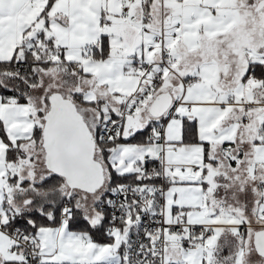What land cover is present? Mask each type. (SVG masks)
Wrapping results in <instances>:
<instances>
[{"label":"crops","instance_id":"crops-1","mask_svg":"<svg viewBox=\"0 0 264 264\" xmlns=\"http://www.w3.org/2000/svg\"><path fill=\"white\" fill-rule=\"evenodd\" d=\"M46 5L47 0H0V61L23 58L26 51L20 46L40 44L38 36L43 33L53 48L44 41L48 51L42 55L81 64L82 70L75 71L78 80L71 85L64 83L63 64L53 63L48 68L57 70L61 89L79 93L91 124L119 115L122 106L133 100L145 81L136 59H157V53L148 48L152 39L144 27L154 33L164 24L167 42L180 57L173 70L166 71L159 88L174 98L163 117L165 136L180 144L177 151L165 156L170 162L201 166V172L169 186L167 218L175 208L185 207L189 222L212 225V239L219 236L217 253H222V246L223 253L232 252L223 257L222 264H264L254 246L255 231L264 228L259 214V208L264 207V122L259 105L264 99V83L254 73L248 75L251 64H264V0H152L148 13L142 3L129 0H53L44 12ZM104 35L109 53L99 59L94 47ZM192 75H198L199 81L185 90L182 79ZM42 98L38 106L6 101L0 94V124L13 144L32 136ZM148 107L141 105L137 112H143L149 121L134 128L137 123L128 116L121 127L122 136H130L152 121ZM184 117L195 119L198 141L183 140ZM27 146L30 152L34 150L30 142ZM7 148L0 134V210L5 222L24 208L12 199L16 185L10 184V172L27 168L9 164ZM144 152L161 156L158 143H122L109 161L119 174H132ZM99 197L98 193L95 203ZM242 232L244 238H240ZM35 235L46 264H125L116 257L89 258L85 247L97 242L69 220L41 226ZM12 242L10 231L0 228V264L22 263V252L12 251ZM210 249L208 241L185 252L207 255ZM182 253L169 259L179 261Z\"/></svg>","mask_w":264,"mask_h":264},{"label":"built area","instance_id":"built-area-1","mask_svg":"<svg viewBox=\"0 0 264 264\" xmlns=\"http://www.w3.org/2000/svg\"><path fill=\"white\" fill-rule=\"evenodd\" d=\"M142 3L145 13L152 0H129ZM163 1V0H161ZM145 34H151L152 43L148 48L157 53V59L147 61L137 58L136 62L142 71L143 84L135 92L131 101L125 103L119 112V118H108L103 124L102 140L113 139L118 134L123 120L135 114L141 105L149 104L158 93L165 78L166 71L180 62L175 49L167 42V32L164 24L152 33L149 27H144ZM28 51L36 53L34 45H27ZM74 71H81L80 63L73 64ZM199 81L198 75L187 76L182 79L186 90ZM232 101V100H231ZM264 122V99L259 103ZM149 143H158L161 156L144 152L137 164L135 174L138 182L119 183L109 188L107 194L98 203V209L107 213L109 226L107 233L112 235L116 227L127 229L124 240L125 264H187L169 257H179L181 251H191L203 242L210 241L215 232L212 225L191 223L185 207H177L167 218L166 192L174 183L182 182L186 176L201 172L199 164L170 162L166 153L177 151L180 144L170 142L165 136V122H157L149 130ZM229 151L228 148H226ZM264 188V183H263ZM72 196H67L62 219L70 220L74 216ZM259 214L264 218V207L259 208ZM0 228L5 227V213L0 210ZM12 237V251L22 252L25 264H46L40 256L41 243L35 234L25 232L22 228L10 231ZM242 232L240 238H244ZM176 247L173 252L171 249ZM61 264H73L65 261Z\"/></svg>","mask_w":264,"mask_h":264},{"label":"trees","instance_id":"trees-1","mask_svg":"<svg viewBox=\"0 0 264 264\" xmlns=\"http://www.w3.org/2000/svg\"><path fill=\"white\" fill-rule=\"evenodd\" d=\"M52 2L53 0H47V5L44 12H46ZM38 38L41 43L33 44L35 47L37 46L36 53L29 52L27 46L25 47L24 44L20 46V49L26 51V55H24L23 58L18 56V58H13L8 61H0V94L2 95L4 100L32 102V96L34 94V91L41 84V76L39 73V69L48 68V66L52 65L53 63L59 65L63 64L64 74L62 77L65 84L71 85L77 82L78 74L75 73L73 69V64L67 63L66 61H61L60 59L54 58L51 55H42L45 51H48L47 49H45L44 41L47 43V45H49V40L52 43L51 39L48 40V38L43 33H41ZM32 41L36 40L33 39ZM48 47L49 49L53 48L50 45ZM94 50L96 58L101 59L108 55L109 42L106 35L102 37L101 42L94 47ZM170 70H173V68ZM251 72L254 73L258 80L264 83V64H251L249 67L248 75ZM57 90L62 92L64 96L71 98L77 104L79 111L84 115L85 120L88 122L91 130L95 135V158L102 163L105 174L104 183L94 191V193L100 194V197L95 203L96 207L98 208L99 201L102 197L107 194L109 188L119 183L138 182V178L135 173L119 174L113 168L112 164L109 161V157L114 151V149L122 143H149L148 137L150 128L153 126V124L157 122H164V115L160 118H155L151 116L152 121L150 123H148L143 128L135 131L133 134L127 137L122 136L121 125L118 134L115 135L113 139L102 140L101 134L103 131V124L110 117L105 120L103 118H100L96 124H91L88 121L87 116L84 114V111L82 110L83 100L79 96V93L72 92L68 94L65 89ZM50 93H48L45 98L48 103V96ZM47 112L44 115V120L40 121L38 119L31 137H29L28 139H20L14 144L7 138V135L5 134V131L2 125L0 124V134L5 143L8 145L7 162L9 164L27 167L29 165L28 163L33 162V154L28 149V142H30V145L33 144L34 147L42 145L45 151L43 143V131ZM41 113L42 112L39 111L38 115H40ZM111 118L117 119L119 118V115H113L111 116ZM183 129V140L185 142L192 143L198 141L197 126L195 119H192L190 117H184ZM45 166V173H47L44 177L40 179H32L28 176L22 177L20 176V172L16 171L10 172V184L12 186L16 185L14 186V188L16 187V189H13L12 191V199L18 202V205H24V208H22V211L20 212L12 213L10 220L8 222H5L6 229L9 231H13L16 228H22L25 232L35 234L37 229L41 226L58 225L62 220V210L64 202L67 196L71 195L72 201L75 206L74 216L69 221H71L73 227L87 231L88 234L92 237V239L97 243L104 244L112 241L113 236L107 233V229L109 226V219L107 213H103L102 220L99 224L92 225L90 223V219L82 215V207L79 206L77 203V190L83 192H85V190H82L80 188L71 189L64 176L47 167L46 160ZM7 205L8 202H5V206ZM20 264L25 263L22 261V263Z\"/></svg>","mask_w":264,"mask_h":264},{"label":"water","instance_id":"water-1","mask_svg":"<svg viewBox=\"0 0 264 264\" xmlns=\"http://www.w3.org/2000/svg\"><path fill=\"white\" fill-rule=\"evenodd\" d=\"M48 99L49 111L43 131L46 165L64 176L71 189L94 192L105 180L103 165L95 158V135L71 98L56 90ZM173 101L170 92H159L149 103V113L160 118L169 111ZM254 246L264 257V228L255 231Z\"/></svg>","mask_w":264,"mask_h":264},{"label":"rangeland","instance_id":"rangeland-1","mask_svg":"<svg viewBox=\"0 0 264 264\" xmlns=\"http://www.w3.org/2000/svg\"><path fill=\"white\" fill-rule=\"evenodd\" d=\"M54 68H42L39 69V73L41 76V84L36 90L34 91V94L32 96V102L33 104H38V99L42 95V106H41V114L39 115V120H44L45 113L49 110V103L45 100L48 93L61 89L62 88V80L60 79V75L57 73V70H51ZM39 106V104H38ZM37 110V107H36ZM128 117V116H127ZM126 117V118H127ZM131 118V119H130ZM128 119L131 121H134L137 127H141L145 122L147 123L149 119L143 118V112H137L133 116L129 115ZM127 119V121H128ZM125 133L127 134L129 129V124H125ZM33 154V162L28 163L29 165L27 168L20 172V176L27 177L30 176L32 179H40L46 175L45 173V151L42 147V145H39L38 147H34V150H32ZM28 170V171H26ZM77 203L79 206L82 207V215L86 216L87 218H91L92 223H99L101 220L102 212L95 207V200L98 194L94 192L89 191H80L77 190ZM87 232V231H85ZM127 229H123L122 227H116L114 229V233L112 234L114 239L110 242L101 244V243H94L89 242L88 245H86V252L89 255V258L92 260H101L102 256L104 255L106 257H116L117 259L124 260V240L126 237ZM219 236L217 235L214 239L210 240L211 249L208 251L207 255L201 254L197 251L195 252H188L182 253L181 260L186 262L187 264H222L223 257L227 258L232 255V252L223 253V246H222V253H217V248L219 246L218 243ZM96 242V241H95ZM219 252V251H218ZM220 257V262H219ZM104 258V259H105ZM103 260V259H102Z\"/></svg>","mask_w":264,"mask_h":264}]
</instances>
